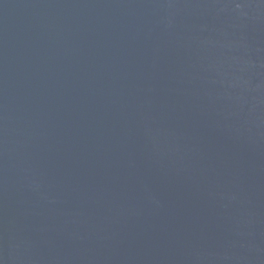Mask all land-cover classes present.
Segmentation results:
<instances>
[{
	"label": "water",
	"instance_id": "95a60500",
	"mask_svg": "<svg viewBox=\"0 0 264 264\" xmlns=\"http://www.w3.org/2000/svg\"><path fill=\"white\" fill-rule=\"evenodd\" d=\"M0 264H264V0H0Z\"/></svg>",
	"mask_w": 264,
	"mask_h": 264
}]
</instances>
